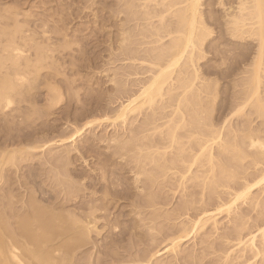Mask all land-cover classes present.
<instances>
[{
    "label": "rangeland",
    "instance_id": "obj_1",
    "mask_svg": "<svg viewBox=\"0 0 264 264\" xmlns=\"http://www.w3.org/2000/svg\"><path fill=\"white\" fill-rule=\"evenodd\" d=\"M127 1L0 0V79L3 80L5 76L10 78L11 74L14 78L13 73L16 74L18 69L21 72H17L20 77L16 74L14 78L18 83L15 82L18 91L15 89L12 93L9 92V99L13 103L6 107L1 103L0 106V164L1 161L5 162L3 159L7 157V153L23 151L21 156L16 153L10 164L0 165V219L10 224L15 220L13 215L27 214L26 204L34 193L37 202L42 205H55L56 211H68L83 225L89 223L92 230L89 242L75 251L69 264H145L147 257L156 251L159 253L149 264H244L242 259L245 257L247 264H264V256L253 257L252 253H246L240 258L241 262L237 261L239 259L235 260L238 255L235 250V228L238 224L240 226L243 223L241 227L246 228L242 232L243 236L257 234L258 229H264V205H252L250 201L255 197L261 199L264 195V180L257 184L258 187L255 184L260 179L258 169L264 170V162L255 163L250 157L254 152L259 154L260 150V154L263 153L264 148L257 144L255 148H245L244 152H250L248 156L245 153L242 161L233 159L230 163L234 167L231 170L232 180L226 182L228 187H216L210 191L209 187H202V178L198 179L206 175V168L201 167L200 170L199 164L193 161L192 167L191 160L187 161V156L184 154L183 157L180 150H176L177 144L174 147L169 137L165 136V131L168 133L166 128L169 127L165 128L161 124H166L165 116L169 115H165L166 113L171 116L173 103L172 108L169 105L165 112L164 109L163 112L156 110L153 117L149 111H145L125 123L110 121L115 110L146 85L151 75L150 57L153 56L150 55L154 54L149 50L163 46L162 44L165 47L170 40L164 34L167 30L162 29L164 32H159L158 35L149 34V30L152 32L151 29L159 26L158 17L156 19L152 15L154 19L150 16L152 18L148 24L147 21H136L137 18L134 17L130 19L132 16L125 7ZM154 2L151 3L153 6L149 3L147 9L152 10L154 7L153 11L155 8L159 10ZM237 2L199 0L198 10L212 33L201 48L204 58L195 66L198 76L200 75L199 82L202 80L200 84L197 80L199 86L195 82V88L207 82L215 85L214 94L212 93L214 101L210 98L213 110H209V122H205L212 125V130H218L224 119L230 118L232 130H237L240 129L239 126H245V120L248 119L244 114L235 117L231 113L233 108H229L233 93L242 89L234 84L240 82V71L246 65H235L234 59L244 54L245 49L252 48V45L243 44L248 41L232 39L226 31L225 15L230 8L235 9ZM167 14H164L163 21L174 22L172 13L170 16ZM141 29H145L146 34ZM167 29L169 30L168 27ZM124 38L127 40L123 41ZM158 38L164 40L158 41ZM19 53L22 54L21 57L17 56ZM14 54L18 57L14 58L17 66L10 58ZM26 63L30 65L27 66ZM17 76L26 81L22 80V83ZM202 96L205 98L206 95ZM209 97L210 95L207 96L208 99ZM164 100L165 97L157 106L167 107L168 99L166 102ZM152 118L155 121H151ZM257 121L252 122V127H260L261 123ZM157 126L162 129L156 128ZM82 128L81 135H74L75 129ZM191 130L184 128L175 131V135L178 134L176 138L184 140L185 144L180 141L183 146L180 147L185 148L183 153L188 155L196 151L192 149L195 148L191 145L195 144L193 139L196 136L201 139L204 134L201 130L203 133L200 131L202 135L198 136L196 130H193V138L189 140ZM222 132L225 135L227 130L222 129ZM181 136L185 138H179ZM261 137L260 143L263 140L264 145V134L259 136ZM245 144L247 145V141ZM36 147L40 149L31 150ZM257 147L260 148L259 151ZM154 150L155 154L166 155L161 154L159 160L167 168L144 160L145 154H151ZM190 157L187 158L191 159ZM170 162L175 165H170ZM235 163L239 165L236 166ZM216 172L215 170V174L208 177L215 178L218 175ZM181 176L186 177L184 182ZM196 176L197 180L194 179ZM246 180L248 185H253V190L248 195L250 199L245 202L239 199L232 218L219 214L216 219L219 226L215 231L207 226L181 243V252L177 256L165 254L167 241L177 231L179 224L216 211L218 204L229 195L240 192L239 186ZM67 197L71 200L63 205ZM11 198L13 204L11 201L9 203ZM61 205L64 209H61ZM12 223V228H15ZM259 239L258 248H262Z\"/></svg>",
    "mask_w": 264,
    "mask_h": 264
},
{
    "label": "bare ground",
    "instance_id": "obj_2",
    "mask_svg": "<svg viewBox=\"0 0 264 264\" xmlns=\"http://www.w3.org/2000/svg\"><path fill=\"white\" fill-rule=\"evenodd\" d=\"M140 1H142L143 3L140 4L141 3ZM149 1L150 0H148V1L147 0H128L126 2V4L124 3L126 5L125 6L126 11L129 13L130 16H132V18H130V17H128V18L133 19V17H134V19L137 18L136 21L137 20H142L145 22L147 21V24H148V21L153 17L152 15H154V17L156 19L158 17L159 18L158 21L160 23L159 26L156 25L157 27H154V29H151V31L153 30L152 32H150V30H149V34L152 33L151 35H158L159 32L161 33V32H164L163 30H167V31H165L164 34L167 37H170L169 38L170 40L168 39L169 40L168 44H166L167 47L166 46L164 47V44H162L163 46L159 47L157 44V46H158L157 48L152 47L149 50L150 53H154V54H151V55L149 54L150 56H153V57H150L152 59L151 60L152 62H150L151 75H149L148 80L146 79L147 80L146 85L143 86L138 91V93H136L137 95L130 97L126 103L119 106V108L117 110H115L116 112L113 114V116H111L112 118L110 117L111 120L110 119L109 120L112 121V123H114V122L125 123L127 120L136 118L145 111H149L151 113V116L153 117L154 112H156V110H158V111L162 110V112H163V109H164V112H165V110L168 108L169 105H171V106H169V108L170 107L172 108V106L174 104L175 108L173 107V110H171V111H173L171 113V116H172V114H174L172 117H174V118L176 117V119H173L170 116V113H166L165 115L169 114L168 117L165 116L166 124H165V122L161 124V126L165 125L164 126L165 128L169 127V129L166 128V130H168V133H167V131H165L166 132L165 136L167 135V138L169 137L170 142L173 143V146H174V144H177L178 149H176V150H180V153L183 155V157H185V156L190 157L191 156L190 157L191 159L185 157L186 159H188L187 161L191 160V162L193 161L195 163H198L200 166V170H201V167L203 169L206 168V169H204L205 170L204 173L206 175H202V176L198 177V179L202 178L200 182L203 185L202 186L203 188H204V186L209 187V190L210 189L213 190L216 187L217 188H219V187L224 188L225 186H227L226 182H228L229 179H231L233 177V173L231 172V170L234 167V165L232 167V165L230 164V163H232L231 161H234V160L235 161H238V160L242 161L241 159L244 158L245 153H247L246 156H248L249 150H247L248 152H244L245 148L246 149L247 148H255L256 144L258 147L264 148L263 140H262V143H260L261 140H259V139H262V137L259 138V136L261 134L263 136V134H264V0H237L238 2H237V6L235 7V9L230 8V11L227 13V15H225L227 17V19L225 21V24L227 26L226 31H228L227 34H229L230 37H232V39L234 38L235 40H239V41H248L246 43H243L246 46L252 45V48L245 49L244 54H241L234 59L235 65L240 66L242 63H246L245 69L240 71L241 72L240 74L242 75L240 82H238L236 85L234 84L235 87L240 86V87H242V89L233 93V96H231L232 101H231L230 107H229V108H231V107L233 108L231 113L234 114L235 117L236 116L239 117V115L244 114L246 116V118H248L247 120H245L246 125L245 126L243 125L242 127L239 126L240 129H237V130H234V129L232 130L233 127L230 126V122L232 120V118H230L231 115L229 117L230 119H224L222 126H220V128L218 130H215V128H214V130H212L211 129L212 125L211 126L208 125L209 123L205 124V122L208 121L207 117H209L208 116L209 112L212 109L211 100L214 101V97H213L212 93L214 92L213 90H214L215 85L213 86L212 83L210 84L207 82L206 84H202L199 88H197V89L195 88L197 85L199 86L200 82L202 83V80L200 82H199L200 79L198 80L200 75L198 76V74H197L198 70L195 68V66L199 60L204 58V54L202 53L203 50H201V48L206 43V41L209 39V37L212 33V31H210L208 29V27H206V25L204 24V22L202 20V16L198 10L199 0H168L165 2H164V0H159V1L158 0H156V1L151 0V3L154 1L156 2V4L154 2V6H157V8H160L159 10H156V8H155L154 11H153L154 7L152 10L147 9V5L151 4ZM138 2H139V4H137ZM151 6H153V5L151 4ZM128 13H127V15H128ZM167 13H169V14L172 13V15L171 14L170 15L172 16V18H175L174 22H172V20H171V22L169 21L168 23H165L163 21L164 14H167ZM169 14H167V15H169ZM150 16H152V17H150ZM150 24H152V22ZM167 27L169 28V30L167 29ZM143 28H144V26H143ZM143 30L142 31L144 33L145 29H143ZM146 32H145V34H146ZM159 36H157V37H159ZM159 38H161V37H159ZM125 39L126 38H124L122 40L124 41ZM158 39H156V40H158ZM162 40H164V39H162ZM162 40L159 39L158 41H162ZM154 43H156V42L154 41ZM161 47H163V48H161ZM253 47H256V48H253ZM12 50H13V48H12ZM13 51H12V53H13ZM17 51H19V50H17ZM17 51H16V53H18ZM125 51H128V50H125ZM131 52H132V50H131ZM14 55L13 56L11 55L10 58H11L12 62L14 60L13 63L16 65L17 62H16V59H14V58L15 57L16 58L21 57L20 55H22V54L19 53L17 55L18 57L16 55L15 56ZM8 56H10V55H8ZM12 57H13V59H12ZM19 60H21V59L19 58ZM13 63H11L12 66H13ZM26 64L28 66L29 63H26ZM19 66H18V68H19ZM25 67H26V65H25ZM18 71H19V69L17 70V72ZM17 72H16V74H17ZM13 74L15 75L14 78H16V74L15 73H13ZM18 76L20 77V74ZM22 76L24 77V75H22ZM14 78H12V74H11L10 78L5 76L3 78V80H2V78L0 79L2 81L0 83V106H1V103L3 105H5V107L8 105L10 106L11 105L10 103H13L9 99L10 98L9 92L12 93V91H15V89L17 90V85H16L17 82L15 81L16 79H14ZM12 79H14V80H12ZM19 79L22 82L23 78H22V80H21V78H19ZM197 80H198L199 84L197 83ZM23 81H26V80H23ZM21 82H20V84H21ZM195 82L197 83V85H195ZM232 88H234V87H232ZM202 94L206 95L205 98H203ZM209 95H210V97L208 99L207 96H209ZM164 97H165V100L166 99L169 100V101L166 100L167 102L164 100L166 102V104H168V102H169V104L167 105V107H165L166 105L158 107L157 103H159L160 101L162 102ZM206 98H207V100H206ZM210 98H211V100H210ZM169 117H171V118H169ZM252 117H254V120ZM251 118H252V120H251ZM255 119L259 121V122L257 121L259 124L261 123L260 127L259 126H257V127L255 126V128L252 127L251 124H252V122L256 121ZM150 120L152 121L154 119L152 118ZM168 120H170V122ZM260 120L263 121V123ZM135 121H136V119H135ZM167 121L171 124H168ZM232 125H233V123H232ZM158 127H160V126H157L156 128H158ZM182 128L183 129L188 128L189 130L192 129L191 130L192 133H190V135L191 134L192 135H191V137L189 136V138H188L189 140H190V138H193L192 137L193 132H194L193 130H196L195 133L197 135L199 134L198 136H201L202 133L204 132L203 136L200 137L201 139L197 138V136L196 137L194 136L197 139L195 140V138H194L193 140L195 141V144L191 143V145L195 146L196 149L194 147H192V149L194 151L195 150L196 151H195V153L193 151L194 154H192V155H190V154L188 155L186 153H183L184 152L183 150L185 148L184 149L182 148L183 146L181 145V143L184 140H179L178 138H176V136L178 137V134L175 135V131L176 130L178 131V129L183 130ZM222 129L223 130L225 129V131L227 130V132L225 133L226 136L223 134L224 131L222 132ZM201 130H203V132ZM82 131H83V128L79 129V130L75 129L74 135L79 136V135H81ZM156 133H157V131H156ZM239 133H241V135H239ZM183 135H185V134H183ZM188 135L189 134L186 135V138L188 137ZM183 137L181 136L179 138H183ZM224 137H226V138L223 140ZM236 138H238V139L236 140ZM136 140H138V139H136ZM193 140H191V141L193 142ZM180 141H182V142H180ZM246 141H247V145L245 144ZM168 143H169V141H168ZM188 144H189V142H188ZM180 146H182V147H180ZM186 146L188 147V145H186ZM213 146H216L217 150L214 149ZM241 148H243V149H241ZM34 149L36 150V149H40V148L36 147V148H32L31 150H34ZM153 149H155V148H153ZM259 149L260 148H258V151H259ZM215 150H216V152H215L216 155L214 153ZM22 152H23L22 150H18V151L9 152L10 155H9V153H7V155H6L7 157L4 156L6 159L5 158L3 159V161H5L4 163L10 164L11 162H13V160L16 156V153L18 155ZM162 152H164V151H162ZM189 152L191 153V151H189ZM260 152H261V150L259 151V154L254 152L255 154L253 153L250 155V157L252 156L251 158L253 159V161L255 163L258 161H259V163L264 162V152L262 151L263 153H261V154H260ZM153 153L155 154V150ZM153 153L149 154L147 152L146 153L147 155L145 154V156H144V160L146 159V160H149L150 163L152 162V163H155L156 165H159L161 163V161L159 160L161 158V154L163 156L164 153H160V154L156 153L154 156H152ZM178 154H179V152H178ZM184 154H185V156H184ZM18 156H21V154ZM164 156H166V155H164ZM177 156H179V155H177ZM177 156H175V158H174L175 164L177 163L175 160L177 158ZM216 157H219L220 159L218 158L219 159L218 160ZM216 159H217L218 163H216ZM180 160L182 161L183 158ZM177 161H178V159H177ZM164 162H165V160H164ZM193 162L191 163L192 167H193ZM254 162H252V164ZM4 163H2V161H1L2 165ZM174 163H171L170 165H173ZM11 165H13V164H11ZM165 165H167V164H165ZM187 165H189V163ZM237 165H239V163L236 164V166ZM163 166H164V164L163 165L160 164L159 167L162 168ZM236 166L234 169H236ZM0 168H1V166H0ZM157 168H158V166H157ZM161 168H159V169H161ZM163 168L165 169V168H167V166L166 167L164 166ZM178 168H179V166H178ZM186 169L189 171L190 167H189V169L188 168H186ZM215 170L218 172V173L216 172L218 175H216L215 178L214 177L209 178L208 177L209 175H211L213 173L215 174ZM159 171H161V170H159ZM180 171H181V169H180ZM258 171L260 174L259 175L260 179L258 178L259 180L257 182L255 181L256 185L264 180V170L258 169ZM161 172H163V171H161ZM235 172H236V170H235ZM236 175H237V173H236ZM182 177L183 176H181V178ZM185 178L184 177L182 178L183 182H184ZM150 179H152V178H150ZM194 179L197 180V176ZM246 182H247V180L244 182L243 185L241 184L239 186V189L241 187L240 192L238 191L237 193L236 192L232 193V191H231L230 193H232V194L229 195L230 194L229 193L228 194L229 196L227 197V199L222 201L220 204H218L219 206L216 208V211L210 212V213H204V214H202V216H199L198 218L195 217L196 219H194L192 221L189 219L187 222L182 223L181 225L179 224L177 231H175L173 236L171 238H169V240L167 241L168 244L165 246L166 248L164 249L165 254L171 255V256H177L181 252V250H180L181 243L186 242L187 240L191 239L192 237L197 235L199 232H201L203 229H205L207 226L212 227V229H214V231H215L217 226H219V225H217L218 223L216 221L217 217H219L218 216L219 214L220 215L225 214L226 217L232 218L233 211L237 207V203H238L239 199H240V201H241V199L244 202L247 201L249 198L248 197L249 193H251V190H253V189H251V186H253V185H248L249 183L247 184ZM198 186H200V184ZM34 187H35V185H34ZM257 187H258V185H257ZM263 193H264V188H262V194ZM72 194L74 195L75 193H72ZM11 197L14 198V196H11ZM13 198L9 199V203ZM65 200L66 201H65V203H63V205H66L67 203H69L71 198L69 199L67 197V199H65ZM250 201H251L252 205H258L259 203H261V206H262V204L264 205V195L262 196L261 199H260V197H258V198L255 197L253 199H250ZM9 203H8V205H10L11 203L13 204L12 201L10 204ZM26 207L28 209L27 214L22 215V216H19V215L14 216L13 215V218L15 217V220L13 218H10L11 220L13 219L15 221L14 223H12L13 220L9 224L8 222H5L4 219H3L4 221H2L0 219V264H69V262L73 258V254H75V251L79 250V248L87 245L86 244L87 241L89 242V240H88L90 238L89 235L92 233V230L90 229L89 223L83 225V223L80 222V220H78V218L74 214H72L68 211L65 212L63 210H61V211L57 210L56 211L55 205H53L52 207L42 205L40 202H37L34 193H33V195H31L29 197V200L26 204ZM60 207H61V209H64V206L61 205ZM185 220H186V218H185ZM239 220H240V218H239ZM11 223L15 225V228L14 227L12 228ZM242 225H243V223L240 226L238 224L239 227L237 226V228H235L236 230L234 229L236 231V233H235V235H236V240H235L236 241L235 242L236 249L235 250H237V254H238L237 256H235V260L239 259L237 261H240V262L243 260V263L247 264V263H245L246 257L243 258L246 253H249V254L252 253L253 257H255L256 255L264 256V244H263L264 229L263 228L258 229L257 234L249 233L248 235L243 236L242 232H243L245 227L242 228L243 227ZM93 229H95V228H93ZM258 238H260L259 240H261V241H259V243L262 244V248H260L261 246L258 248V246L260 245L257 242ZM158 253L159 252L156 251L155 253H153L149 257H147L148 259L146 260L145 264H149L151 259L153 257H155V255H157ZM240 258L241 259L243 258V259L241 260ZM244 259H245V261H244Z\"/></svg>",
    "mask_w": 264,
    "mask_h": 264
}]
</instances>
